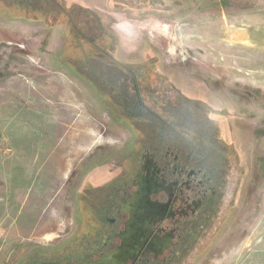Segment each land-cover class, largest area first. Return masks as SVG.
<instances>
[{"label":"rangeland","instance_id":"1","mask_svg":"<svg viewBox=\"0 0 264 264\" xmlns=\"http://www.w3.org/2000/svg\"><path fill=\"white\" fill-rule=\"evenodd\" d=\"M15 1L0 0V264L65 245L80 228L86 178L133 171L142 132L145 142L156 133L116 107L102 80L69 63L89 49L71 45L92 40L72 39L53 9L30 17ZM81 1L103 33L117 37L116 61L158 62L173 85L220 113L213 118L236 150L218 219L183 264H264V0H123L139 10ZM80 15L90 27L92 16ZM106 70L103 80L118 84L114 67ZM70 133L95 135L84 145L64 143Z\"/></svg>","mask_w":264,"mask_h":264},{"label":"flooded vegetation","instance_id":"2","mask_svg":"<svg viewBox=\"0 0 264 264\" xmlns=\"http://www.w3.org/2000/svg\"><path fill=\"white\" fill-rule=\"evenodd\" d=\"M34 1L43 12L62 14L55 24L88 9L81 0ZM105 1L107 7L139 10L123 0ZM121 65L137 66L100 62L99 81L113 92L116 107L128 109L135 123L155 125L156 133L145 142L142 132L133 171L119 167L86 178L80 228L65 245L49 255L35 252L21 264H183L218 219L238 158L213 118L220 113L173 85L159 68ZM109 66L118 84L103 80Z\"/></svg>","mask_w":264,"mask_h":264},{"label":"trees","instance_id":"3","mask_svg":"<svg viewBox=\"0 0 264 264\" xmlns=\"http://www.w3.org/2000/svg\"><path fill=\"white\" fill-rule=\"evenodd\" d=\"M14 5H16V6L18 5L17 8L22 7L25 10V15H28L30 17L33 16L32 12H35L38 10L41 11L40 9L42 8V7L37 6V4L35 3L34 0H16L14 2ZM54 11H56V10L53 9V11H51L53 13L52 14L53 18L62 15L60 13H57V15H56V12H54ZM85 12H87V18L88 19L90 18L89 16H92V19L94 20L92 25L95 24L94 27L98 26L100 33H98L96 31V28H93L92 25L90 27H83V25L81 24L80 21L82 19H84V17L80 15V12L76 13L74 11H71V13L68 16H65V17L62 16L61 20H64V19L67 20L66 23L69 26V29H70L69 32H70L72 39H73V35L78 34V38H80V39H82V38L83 39H90L93 41L91 44L89 43L87 46H84L85 44H78V46L72 44L71 47H74V48H79V47L83 46V47H88L89 49L87 51H85L83 53V55L81 54V55L70 56L68 58V60H69L70 64H73L75 66H78V63L82 64V67H83L82 72L84 74H87L88 78L90 76H93L94 78H96L99 81L98 77L93 75L94 73L98 74L99 70H100L99 69L100 64H97L95 61L100 63V62H106L107 60L113 62V60H114V62L119 63L118 61L115 60V58L113 57V54H112L113 53L112 51L115 48V45L118 43V39H117V37H115L111 32L107 31L106 29H104L105 31L103 33V31H102L103 27L101 25V19L98 16L93 15V14L90 15L89 13L91 11L90 12L88 10L86 11V9H85ZM45 15L46 14L44 11V16ZM37 17H40V16L38 15ZM75 20H77V21H75ZM78 25H80L82 27H79ZM101 37L104 38V41L99 43L98 41ZM107 39H109L110 42H108ZM78 43H81V40H79ZM151 60L152 59L148 60V62H146L145 64L143 63L142 65H137V66L121 65V66L124 69L145 68V69L155 70L157 68L155 66V61L154 60L151 61ZM90 62H91V65H90ZM150 63H152V65H150ZM78 69L81 71V68L79 66H78ZM93 85H97V84H93ZM95 87H97V86H95ZM98 91H101L102 94L104 92L103 89H100V90L98 89ZM112 93L113 92H111L109 90L107 92H104V95H106V94L110 95ZM112 98H114L113 94H112Z\"/></svg>","mask_w":264,"mask_h":264},{"label":"bare ground","instance_id":"4","mask_svg":"<svg viewBox=\"0 0 264 264\" xmlns=\"http://www.w3.org/2000/svg\"><path fill=\"white\" fill-rule=\"evenodd\" d=\"M27 88V87H26ZM29 88V87H28ZM34 88V87H33ZM45 90V89H44ZM27 91V90H26ZM35 91V90H34ZM28 92V91H27ZM26 92V93H27ZM12 93V92H11ZM31 93V92H30ZM33 94V93H32ZM47 94V93H46ZM49 94V93H48ZM50 95V94H49ZM48 95V96H49ZM42 96V95H41ZM48 96H45V98H49ZM23 99V98H22ZM56 99V98H55ZM43 100V99H42ZM54 100V99H53ZM38 101H40V100H38ZM48 101V100H47ZM32 102H34V101H32ZM42 102V101H41ZM59 102V101H58ZM33 104H36V103H33ZM38 104V103H37ZM60 105V104H59ZM35 106V105H34ZM46 106V105H45ZM54 106V105H53ZM58 106V105H57ZM28 107V106H27ZM40 107V106H39ZM56 107V106H55ZM64 107V106H63ZM53 108V107H52ZM48 111H49V109H47ZM57 110V109H56ZM66 110V109H65ZM59 111V110H58ZM28 113V112H27ZM57 114V113H56ZM60 116V115H59ZM79 120H81V119H79ZM22 120H20V122H21ZM77 122V121H76ZM24 121L21 123L22 125H24ZM76 124V123H75ZM74 124V125H75ZM80 124V123H79ZM82 124V123H81ZM82 127V126H81ZM78 129V128H77ZM87 131V130H86ZM80 132V131H79ZM61 133V132H60ZM67 133V132H66ZM74 133V132H73ZM82 133V132H81ZM62 134H64V133H62ZM20 135V134H19ZM49 135V134H48ZM95 134L93 133V134H83V135H77L76 134V136H73L72 135V133H70V135H65V137H64V143L67 141H69V142H71V143H73V142H75V143H77V144H86V143H88L92 138H93V136H94ZM61 137V136H60ZM57 138V137H56ZM55 138V139H56ZM58 139V138H57ZM59 139H61V138H59ZM57 141H59V140H57ZM58 143V142H57ZM59 143H60V141H59ZM62 143V142H61ZM53 144V143H52ZM67 144V143H66ZM69 144V143H68ZM56 145V144H55ZM62 145V144H61ZM58 146V145H57ZM61 147V146H60ZM65 147V146H64ZM58 149V148H57ZM64 149V148H63ZM67 149V148H66ZM52 157V156H51ZM61 162V161H60ZM25 192V191H24ZM25 207V206H24ZM26 211V210H25ZM1 219V218H0Z\"/></svg>","mask_w":264,"mask_h":264}]
</instances>
